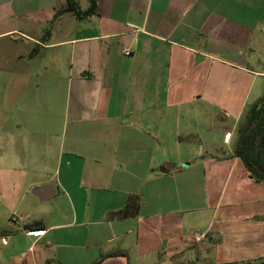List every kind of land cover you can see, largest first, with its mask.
I'll list each match as a JSON object with an SVG mask.
<instances>
[{
	"label": "crops",
	"instance_id": "obj_1",
	"mask_svg": "<svg viewBox=\"0 0 264 264\" xmlns=\"http://www.w3.org/2000/svg\"><path fill=\"white\" fill-rule=\"evenodd\" d=\"M45 1L59 2L49 9L51 34H23L53 51L50 69L25 66L10 87L0 76V240L8 247L0 264H69L63 253L81 248L70 243L77 228L99 250L88 264H151L158 250L212 240L214 220L201 223L205 208L195 206L187 221L181 188L190 202L196 188L221 193L211 213L230 186L228 209L258 207L264 182L250 177L236 148L264 96L256 90L264 70L253 67L264 61V0H98L93 15L56 19L67 0H0V22L39 15ZM9 26L0 36L15 31ZM42 185L55 190L45 200L31 193ZM28 193L51 202L34 207ZM194 228L206 238L196 241Z\"/></svg>",
	"mask_w": 264,
	"mask_h": 264
},
{
	"label": "rangeland",
	"instance_id": "obj_2",
	"mask_svg": "<svg viewBox=\"0 0 264 264\" xmlns=\"http://www.w3.org/2000/svg\"><path fill=\"white\" fill-rule=\"evenodd\" d=\"M58 1H45L42 9H40L39 15L29 16L26 18L18 13L11 16L10 19L0 22L1 28H6L10 25L8 29L15 30L7 35L0 36V76L4 75L6 80L3 83L7 86L18 85L20 80V75L23 73V67L28 66L34 74L42 73L46 69H50V65L46 64L45 60L53 56V51H45L37 48V44L30 41L25 37L26 33L32 37H38V35L51 34L52 29L50 25L54 16L53 10H51V15L49 14V9L52 6H57ZM35 13V12H34ZM37 48V49H36ZM34 52V57H38L37 61L30 64L29 53ZM58 52V51H57ZM24 54H26L24 56ZM23 55V57H21ZM264 60V59H262ZM264 63V61H263ZM257 63L253 65L255 69L264 70V64ZM27 67V68H28ZM0 81L2 79L0 78ZM260 89L264 91V76L258 79L256 85V90ZM256 96V91H253L250 104H252ZM207 107V105H204ZM231 135L226 137L229 141ZM220 140V139H219ZM231 186L227 189V192L223 193L225 202L221 207V210H217V213H211L208 207L212 205V201L215 202L221 193H208L205 191L204 187L196 188L192 195L196 196L195 202H190L189 196L191 192L189 190L184 191L181 188L179 193L182 198L183 207L186 210L185 214L187 216V221L195 217L189 207H201L205 208L197 216L200 217V222L207 224V222L214 220L213 229L209 231L212 235V240L206 239L198 246L195 247H180L177 250H172L170 248L158 250L156 254V261L154 260L151 264H261L264 261V199L257 205L258 207L246 206V207H235L233 209H228L226 207V200L228 199V192ZM204 190V191H203ZM251 194V193H249ZM248 194V195H249ZM244 194H240L238 201L243 200ZM34 201V207L36 206H46L50 204L51 201H44L37 203L36 199L28 193V201ZM258 203V200L256 201ZM231 216V225L228 227L221 224L222 219L227 216V213ZM210 213V214H209ZM250 213H257V217H252ZM19 216V215H18ZM26 217V216H24ZM27 221V220H26ZM14 225L11 229L16 230L21 227L19 223H13ZM219 225V229L216 227ZM2 226L0 225V229ZM9 229V230H11ZM196 230L195 232H189V234H194V239L197 236H204L202 239L206 238L202 228ZM79 235L72 239H79L76 242L70 241V243H76L80 245L81 248L77 249L76 254L66 255L64 259L69 264H88L90 261L95 259V255L98 256L99 250L87 245L85 241L86 234L84 228L75 229ZM207 233V232H206ZM208 235V233H207ZM1 237V235H0ZM8 239L9 234L5 236ZM67 243L68 240H62ZM8 250V247H4L0 240V254ZM65 252L67 249H63ZM6 253V252H5ZM3 259H8V257H0V262ZM151 260L147 258L146 261ZM136 262V258H133ZM143 261L141 260V263Z\"/></svg>",
	"mask_w": 264,
	"mask_h": 264
},
{
	"label": "trees",
	"instance_id": "obj_3",
	"mask_svg": "<svg viewBox=\"0 0 264 264\" xmlns=\"http://www.w3.org/2000/svg\"><path fill=\"white\" fill-rule=\"evenodd\" d=\"M65 8L57 11L55 19L66 12H75L77 18L93 15L97 10L98 0H91V7L82 11L75 0H67ZM239 144L236 148V155L241 158L250 177L257 182H264V96L249 108L245 121L240 129ZM42 227L41 223L25 225L24 230ZM113 253L109 256H114ZM264 264V261L261 263Z\"/></svg>",
	"mask_w": 264,
	"mask_h": 264
},
{
	"label": "water",
	"instance_id": "obj_4",
	"mask_svg": "<svg viewBox=\"0 0 264 264\" xmlns=\"http://www.w3.org/2000/svg\"><path fill=\"white\" fill-rule=\"evenodd\" d=\"M52 191L55 192L53 186L51 185H42L36 186L31 190V193L38 197L40 200H45L51 196Z\"/></svg>",
	"mask_w": 264,
	"mask_h": 264
},
{
	"label": "built area",
	"instance_id": "obj_5",
	"mask_svg": "<svg viewBox=\"0 0 264 264\" xmlns=\"http://www.w3.org/2000/svg\"><path fill=\"white\" fill-rule=\"evenodd\" d=\"M125 54L128 55V54H130V52H129V51H125ZM16 220H18V217H17V216H14V217L12 218V221H16ZM202 237H203V236H198V237H196V241L199 242V241L202 239Z\"/></svg>",
	"mask_w": 264,
	"mask_h": 264
}]
</instances>
